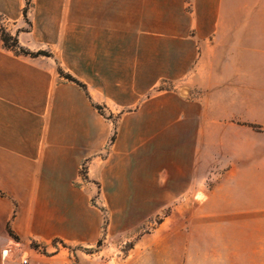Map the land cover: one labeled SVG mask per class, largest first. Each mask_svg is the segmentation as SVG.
I'll use <instances>...</instances> for the list:
<instances>
[{
  "label": "crops",
  "instance_id": "obj_1",
  "mask_svg": "<svg viewBox=\"0 0 264 264\" xmlns=\"http://www.w3.org/2000/svg\"><path fill=\"white\" fill-rule=\"evenodd\" d=\"M25 7L0 0L17 26ZM28 17L20 45L50 57L0 37L3 248L9 230L45 247L99 241L94 182L109 209L168 191L180 166L196 192L211 180L239 195L243 175L264 187V0H32Z\"/></svg>",
  "mask_w": 264,
  "mask_h": 264
},
{
  "label": "rangeland",
  "instance_id": "obj_2",
  "mask_svg": "<svg viewBox=\"0 0 264 264\" xmlns=\"http://www.w3.org/2000/svg\"><path fill=\"white\" fill-rule=\"evenodd\" d=\"M25 1L28 12L25 18L23 10L20 26L0 14V37L4 30L19 41L21 32L31 31L32 0ZM40 51L49 54L31 52ZM190 171L183 166L171 169L175 176L168 191L137 194L142 201H132L124 209L100 207L101 192L94 182L91 206L99 209L102 220L99 241L65 243L66 248L54 242L49 247L39 244V250L32 247L35 241H13L5 248L0 245V264H264V187L258 192L251 177L243 175L239 195L210 193L215 186L211 180L209 191L196 192ZM87 181L84 163L76 185L85 188ZM199 193L204 195L202 202L196 200ZM8 249L9 256L4 254ZM60 252L56 261L53 256Z\"/></svg>",
  "mask_w": 264,
  "mask_h": 264
},
{
  "label": "trees",
  "instance_id": "obj_3",
  "mask_svg": "<svg viewBox=\"0 0 264 264\" xmlns=\"http://www.w3.org/2000/svg\"><path fill=\"white\" fill-rule=\"evenodd\" d=\"M27 4H28V2H27ZM27 12H28V10L26 8L24 10V16H25V18L27 17ZM1 33H2V36L1 37H2V40H3V43H4L5 48L8 49V50L13 51L18 56H30V57H33V58L40 57V56H46V57H49L50 56L48 53L42 52V51L36 52V53L31 52V51L25 49L24 47H22L19 44V41H18V38L17 37L11 36L7 32H5L4 30H2ZM59 73L66 80H68L70 82H73V83H76L79 86H81V87L84 88V86L79 81H77L75 78H73L71 75L65 74L62 70H60ZM97 109L99 110V112L102 115H105L104 109L101 106H97ZM112 140H114V137L112 138ZM0 197H4V194L1 191H0ZM9 234L16 241H19V237H17L12 231L9 230ZM54 243H60V244L63 245V247H65V248L67 247V246H65V243L64 242L54 241ZM32 247L35 250L42 249V247L39 244H34L33 243L32 244Z\"/></svg>",
  "mask_w": 264,
  "mask_h": 264
},
{
  "label": "bare ground",
  "instance_id": "obj_4",
  "mask_svg": "<svg viewBox=\"0 0 264 264\" xmlns=\"http://www.w3.org/2000/svg\"><path fill=\"white\" fill-rule=\"evenodd\" d=\"M197 200L201 201V200H204V195L202 193L198 194L197 195Z\"/></svg>",
  "mask_w": 264,
  "mask_h": 264
},
{
  "label": "built area",
  "instance_id": "obj_5",
  "mask_svg": "<svg viewBox=\"0 0 264 264\" xmlns=\"http://www.w3.org/2000/svg\"><path fill=\"white\" fill-rule=\"evenodd\" d=\"M15 245V244H14ZM12 253V249H8L7 250V254H8V256L10 255Z\"/></svg>",
  "mask_w": 264,
  "mask_h": 264
}]
</instances>
